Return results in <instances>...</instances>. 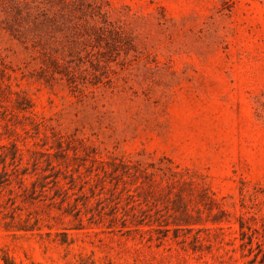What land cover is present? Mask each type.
Wrapping results in <instances>:
<instances>
[{
    "label": "rangeland",
    "instance_id": "374dc122",
    "mask_svg": "<svg viewBox=\"0 0 264 264\" xmlns=\"http://www.w3.org/2000/svg\"><path fill=\"white\" fill-rule=\"evenodd\" d=\"M0 264H264V0H0Z\"/></svg>",
    "mask_w": 264,
    "mask_h": 264
}]
</instances>
